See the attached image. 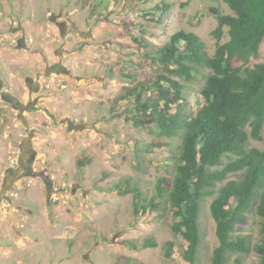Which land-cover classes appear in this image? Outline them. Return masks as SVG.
Masks as SVG:
<instances>
[{
	"label": "rangeland",
	"instance_id": "obj_1",
	"mask_svg": "<svg viewBox=\"0 0 264 264\" xmlns=\"http://www.w3.org/2000/svg\"><path fill=\"white\" fill-rule=\"evenodd\" d=\"M224 13L231 9L221 0H0V264H186L168 210L133 213L136 192L148 201L161 177L171 181L178 141L135 126L134 99L121 96L161 70L137 38L160 46L192 31L213 54ZM258 63L264 40L257 58L234 62ZM203 84L188 83V108ZM161 142L168 146L140 152ZM250 146L264 150V141ZM212 199L202 208L199 264H211L218 245ZM260 220L253 210L236 232L257 241ZM147 238L158 245L143 247ZM243 260L259 264L255 251Z\"/></svg>",
	"mask_w": 264,
	"mask_h": 264
},
{
	"label": "trees",
	"instance_id": "obj_2",
	"mask_svg": "<svg viewBox=\"0 0 264 264\" xmlns=\"http://www.w3.org/2000/svg\"><path fill=\"white\" fill-rule=\"evenodd\" d=\"M221 1L231 13L217 16L213 54L192 31L178 30L160 46L137 38L144 54L161 70L150 83L139 80L128 87L121 98L134 99L129 112L135 126H152L160 137L178 142L171 159V181L161 177L148 201L136 192L133 213L168 210L173 233L184 241L180 258L186 264H199L201 213L206 198L212 196L210 211L218 245L211 264H243V255L252 251L259 264H264V150L250 146V139L264 141V63L245 68L234 64L236 60L247 63L260 54L264 0ZM161 5L157 8L164 11ZM225 27L229 38L222 42ZM200 78L204 79L201 101L195 109L188 108V83ZM166 146L161 142L140 148V152ZM237 172L242 173L240 179L226 181ZM253 210L261 218L257 241L249 233L236 232ZM157 245L152 238L142 244L146 248ZM175 252L176 242L167 241L165 255L172 258ZM123 264L134 263L125 257Z\"/></svg>",
	"mask_w": 264,
	"mask_h": 264
}]
</instances>
